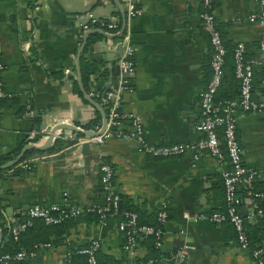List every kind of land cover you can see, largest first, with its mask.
<instances>
[{
    "label": "crops",
    "instance_id": "0c3cea01",
    "mask_svg": "<svg viewBox=\"0 0 264 264\" xmlns=\"http://www.w3.org/2000/svg\"><path fill=\"white\" fill-rule=\"evenodd\" d=\"M118 1L126 18L122 34L134 48L135 61L132 89L122 94V110L141 118L150 143L200 140V93L211 77L213 55L202 26V0H138L135 4L143 11L132 18L126 15L128 0ZM214 8L226 42L231 46L244 42L250 54L261 58L258 45L264 41V25L249 20L259 5L253 0H215ZM87 10L100 18L115 15L122 25L112 0H0V77L8 95L0 106V151L19 153L32 129L48 131L37 141L44 144L51 129L60 123L95 132L102 128V115L84 98L76 75V58L86 32L79 36L80 23ZM91 29L109 36L89 34L80 52L81 81L88 95L117 84V60L122 52L119 36L113 38L110 35L114 33L102 28ZM220 94L238 100L240 86L234 88L226 79ZM254 97L262 100V92L257 90ZM26 105L34 110L36 124L24 117ZM236 117L244 163L262 175L260 201L264 208V111H238ZM56 132L72 133L75 139L55 137L45 150H35L24 158H39L30 170L17 164L20 159L1 172L0 220L4 228L6 218L24 220L27 206L60 202L63 192L68 193L72 205L101 201L99 164L106 161L114 169L113 189L124 207L139 211L141 219L149 222L161 208L167 211L160 248L164 262L187 245L186 264L255 263L251 249L239 244L230 223L192 220L194 215L225 210L223 172L230 164L224 145L220 157L204 150L157 159L141 152L134 141L110 138L100 145L89 143L85 156L81 147L85 141L79 138L88 135L68 129ZM56 141L57 148L48 152ZM240 211L247 217L250 207L242 205ZM117 223L116 216L100 223L79 215L69 222L60 240L54 241L50 235L46 241L52 245L37 250L25 264H67L68 245L85 246L92 239L100 241L102 261L141 264L147 248L138 242L133 250H124ZM6 234L5 238H10ZM260 239L257 244L264 248V236Z\"/></svg>",
    "mask_w": 264,
    "mask_h": 264
},
{
    "label": "built area",
    "instance_id": "2783aa9c",
    "mask_svg": "<svg viewBox=\"0 0 264 264\" xmlns=\"http://www.w3.org/2000/svg\"><path fill=\"white\" fill-rule=\"evenodd\" d=\"M138 0H128L126 15L129 18L142 14V9L136 6ZM259 5V9L249 15V20L264 25V0H253ZM215 0H202L203 10L201 13L202 26L210 38L213 55L211 61L212 74L207 86L200 93L201 118L197 124V129L203 133V137L194 143H170L153 144L150 143L144 134V127L141 118L133 113H126L122 110V94L132 89L130 77L135 72L134 48L128 40V36L120 33L121 25L117 16L110 15L100 18L93 11L87 10L83 13L84 22L80 23V34L91 28H102L107 32L119 34L118 42L122 48L117 66L120 71V79L115 86L100 92H90V96L95 98L103 107L106 114V121L102 128H99L98 135L79 138L80 141L87 140L89 143L102 144L105 140L116 138L130 140L137 143L141 152L157 159L180 156L185 152L209 151L212 155L220 157L222 146L227 151L230 167L223 172L225 189V210L192 216V220H209L216 224L230 223L236 233L237 240L243 248H249L250 240L246 229L247 219L255 221L256 218L264 216V208L255 198H261L262 193L254 190V183L261 179L262 175L252 167L244 163L243 148L237 130L238 111L253 112L264 111V74L261 81L263 88L262 100L254 97L255 67H264V41L259 45L262 57L246 59L245 43L239 42L235 47V75L240 82V98L237 100L225 99L217 100V93L221 87L225 73V60L227 47L219 28L214 8ZM3 70L0 61V76ZM0 77V99L7 98ZM24 117L30 120L35 118L34 110L26 105ZM48 133V131H47ZM44 131L30 130L27 135V143L37 142L46 136ZM55 137L61 139H75L72 133L64 134L56 132ZM38 157L22 160L19 166L25 170L34 167ZM99 182L103 192V202H94L88 206L72 205L68 201V193L63 192L60 202L49 204L34 203L26 210V218L19 220L15 216L5 219L8 235L12 240L18 241L19 236L28 227L32 226L35 220H41L45 224H56L66 218H75L84 213H97L99 222L104 223L108 215L118 218L119 230H124L125 240L124 250H133L138 244L139 237L154 236L155 247L160 249L162 246L163 226L168 219L167 211L161 208L156 216L159 226L138 223V214L135 211L119 208L120 196L113 189L114 169L106 161L99 164ZM1 175V172H0ZM242 187L246 191V198L239 196L238 189ZM242 205L250 207L249 216H244L240 211ZM52 244L46 242H36L31 249H19L13 253H1L0 264H25L27 258L35 256L37 250L49 248ZM100 241L92 239L85 246L76 249V252L86 257L87 264H98L96 254L100 250ZM187 251L189 246L184 245L172 256L173 264H186ZM254 257V264H264V249L255 248L251 251ZM70 252L67 249L66 263L70 264ZM152 262V261H150ZM154 264H167L163 260H154Z\"/></svg>",
    "mask_w": 264,
    "mask_h": 264
},
{
    "label": "trees",
    "instance_id": "16d2710c",
    "mask_svg": "<svg viewBox=\"0 0 264 264\" xmlns=\"http://www.w3.org/2000/svg\"><path fill=\"white\" fill-rule=\"evenodd\" d=\"M224 41H225V45H226L228 51H227L226 60H225V66H224L225 73L223 76L222 84L227 79V81L231 82V85H233L234 88L236 86H238V88H239L240 82L236 78V75H235V65H236V63H235L236 62L235 47H236V45L231 46L228 42H226L225 39H224ZM244 56L246 59L256 58L254 55L249 53V51L247 50L246 44H245ZM80 63H82V60ZM263 74H264V67L261 65L256 66L255 67V85H254L255 91H254V93L257 90H260V92L263 93V88H259V85L261 84V81L263 78ZM222 84H221V86H222ZM220 88H219L218 93H217V100L218 101H222L225 99L236 100V98L233 96H228L227 94H223V95L220 94ZM6 100H7V98L0 99V106L4 105ZM33 121L36 124V122H38V118L35 117L33 119ZM57 143H58V141H56L54 143V145L52 147H50L47 151L49 152V151L55 150L57 148ZM36 152L37 151H35V150H28L24 154V156L21 158V161L25 157L30 156V154L36 153ZM17 153L18 152L11 155V154L6 153L4 151H0V172L7 169L6 167L1 168V166H3L4 164H6L10 160H12L13 157ZM260 185H261L260 179L256 180L254 183L255 192L262 193ZM238 194H239V196L244 198V197H246L247 193L242 187H240L238 189ZM255 199L258 200L260 205L262 206V203L260 201L261 198L257 197ZM102 202H103V198L101 201H97V203H102ZM118 206L120 209L135 211L138 214V223L139 224H148V225H151L154 227L159 226L156 214L153 216V221L149 222V221L141 219V213H139V211L132 209V208L124 207V205H122L121 200L119 201ZM84 215H86L87 217H90V219L95 221V222L96 221L99 222V216L97 215V213L89 212V213H84ZM111 216H113V215H108V218ZM0 218H1V215H0ZM72 220H73V218H66V219H64L61 222L56 223V224H45L41 220H35L32 226L28 227L24 232H22L20 234L18 241L12 240L11 237L7 238V239L5 238L7 235L6 234L7 230H6V228H4L2 221L0 220V230L2 232V241L0 244V254L6 253V252L13 253V252L18 251L21 248H23L25 250H29V249H31V247L33 246L34 243L46 242V240H49L50 235L54 236V239H55L54 241L60 240L64 236V234L66 233V228H67L66 226ZM253 227H256L257 231L253 230L252 229ZM246 229H247V233H248L249 240H250L249 249H251V251H252L255 248H262V246L258 245L257 242H261L260 236H264V216L256 218V220L252 223L246 222ZM120 231L123 235V240H125L124 230H120ZM33 232H36L37 234L30 236ZM28 236H30V237L28 238ZM48 242L51 243V241H48ZM138 242H140L141 244H144V246L147 248V254L145 255V257L142 260H140L141 264H154V260H156V259L161 260V261L164 260V254L162 252H160V249L155 247L154 236L139 237ZM79 247H82V246L68 245V251L70 252V255H69L70 264H87L85 255L79 254L76 252V249ZM262 249H264V248H262ZM96 257H97L98 264H117L115 261H113V262L102 261L100 256H99V251L97 252ZM150 261H152V262H150ZM167 264H173L171 258L168 260Z\"/></svg>",
    "mask_w": 264,
    "mask_h": 264
},
{
    "label": "water",
    "instance_id": "95a60500",
    "mask_svg": "<svg viewBox=\"0 0 264 264\" xmlns=\"http://www.w3.org/2000/svg\"><path fill=\"white\" fill-rule=\"evenodd\" d=\"M117 6H118V9L120 11V14H121V17H122V25H121V29H120V33L123 32L124 28H125V24H126V18H125V11L122 7V5L120 4V2L118 0H112ZM93 32H97V33H100L102 34L103 36H109L108 34H106L104 31L102 30H98V29H90L88 31H86L84 33V39H83V44L80 48V51H79V54L77 55V58H76V75H77V81H78V84H79V89L81 90L84 98H86V100H88L95 108H97V110L101 113L102 115V121H103V126H104V123L106 121V116H105V112L104 110L101 108V106L92 98L90 97L87 92L84 90L83 86H82V81H81V74H80V70H79V55H80V52L82 51L84 45H85V42H86V39H87V36ZM119 34H115V35H110L111 37L115 38L117 37ZM59 129H68V130H71L73 132H78V133H82L84 135H88V136H94V135H98L99 132H95V131H91V130H80L79 128H77L76 126L74 125H71V124H65V123H60L58 125H56L55 127H53L50 131V134L46 140V142L44 144H39L37 142H33V143H27L24 145V147L21 149V151L18 153V155L10 160L9 162H7L6 164H4L2 167H9V166H12L14 164H16L24 155V153L29 150V149H34V150H39V151H43L45 150L54 140H55V133L57 130ZM85 142L82 143L81 147H82V153L87 156L88 154V147H89V142L87 140H84ZM29 206H27L26 208H28ZM1 241H2V232L0 230V244H1Z\"/></svg>",
    "mask_w": 264,
    "mask_h": 264
}]
</instances>
